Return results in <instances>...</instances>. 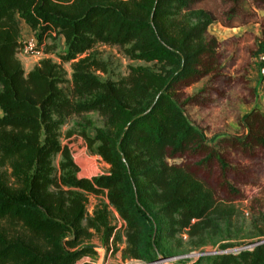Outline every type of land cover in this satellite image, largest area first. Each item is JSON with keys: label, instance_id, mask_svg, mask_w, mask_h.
<instances>
[{"label": "trees", "instance_id": "16d2710c", "mask_svg": "<svg viewBox=\"0 0 264 264\" xmlns=\"http://www.w3.org/2000/svg\"><path fill=\"white\" fill-rule=\"evenodd\" d=\"M203 1L0 0V264H76L97 257L94 236L118 249L123 234L110 205L124 220L123 258L153 261L218 244L220 251L168 264H264V241L241 240L235 218L236 201L247 198L244 185L258 182L264 164V109L237 113L242 132L222 133L214 143L204 120L187 111L197 106L209 114L226 100L236 112L228 99L238 91H245L241 102L256 98L249 73L264 54V0H228L223 18L257 21L261 34L223 39L209 30L218 16ZM21 21L38 48L63 37L60 61L46 56L26 71L17 55ZM98 43L124 46L153 65L131 64L127 76L103 78L108 64ZM93 110L104 125L86 117L79 132L109 169L80 176L60 128ZM91 192L107 200L89 213ZM252 207L259 239L264 209Z\"/></svg>", "mask_w": 264, "mask_h": 264}, {"label": "rangeland", "instance_id": "374dc122", "mask_svg": "<svg viewBox=\"0 0 264 264\" xmlns=\"http://www.w3.org/2000/svg\"><path fill=\"white\" fill-rule=\"evenodd\" d=\"M203 4L206 7L212 8L215 14H217L218 16L209 26V30L215 33L220 39H223L231 34L242 35L249 30H253L258 34H261V25L257 21L242 23V18L236 16L234 18V21H231L232 24H229L227 22L228 20L226 21V19L223 18L224 16L222 14V11L224 10V8H228L229 4H231L228 0H204ZM259 13L261 15H264V9H261ZM21 24L23 27L21 35L23 46L19 49L17 55L22 60L26 71L32 68L41 58L46 56H50L54 60L60 61L57 52L62 50L65 46L63 37L61 38L60 36H58L55 39L48 37L46 38L45 43L40 44L39 53L32 52L31 50H26L24 44L29 39H36V36L33 31H26L23 26V21H21ZM247 35H249V37H252L249 32H247ZM247 41L250 42L249 40ZM47 43H52L53 45H55V47L47 49ZM95 49L97 55L106 60L108 64V71H99V74L103 78H123L129 73L131 64L153 65V61L131 58L126 53L124 46L118 44L98 43ZM64 65L68 70V76L71 77L72 68L70 62H65ZM259 68L260 64L258 62H255L250 69L251 72L249 74L251 78L253 76V72L261 75L260 71L258 70ZM202 82L203 81L196 82L189 87V90L197 89L202 84ZM251 84L255 85L253 78ZM242 94H245V91H238V96L234 97L233 99H228L232 100V103L236 105V107H238L236 112H234V109H231V105L228 103L229 101L226 100H223L219 104L220 106L211 111L209 114L203 113L200 109H198L197 106H190L188 107L187 111L191 119L196 121L197 123H201L202 119L204 120L208 139L209 141L214 143L218 140L217 138L222 133L236 134L242 132L241 127L237 122L236 114L239 113L241 115H244L253 106H256L252 104V101L257 100L258 93L254 100L248 102L239 101V96H242ZM1 113L2 110L0 108V114ZM86 117L92 118L94 121V125H104V118L99 114L97 110L86 112L84 113L83 117L79 115H72L68 117L61 125L60 139L62 143L68 144L70 146L73 158L79 166V175L91 177L95 174L107 171L109 169V164L100 156V154L93 152L88 147L86 139L79 132L81 126L86 124ZM88 132L93 135L95 133V129L93 127H88ZM61 159V153H57L53 157V161L57 169H59ZM260 166L261 169L256 173L258 176V182L246 183L244 185V189L247 194V198L236 201L237 211L235 218L240 228L239 234L240 236H242L241 240L249 242L252 240H256V238L252 234H254V232L258 230V227L261 226V222L257 218L258 211L256 210V208L254 209L252 207L253 202L257 207L261 205V207L264 209V164H261ZM101 198L107 200V198L103 195L92 192L88 194L87 205L89 213H92L96 203L99 202ZM110 209L112 223L116 224L117 228L121 230L123 234V240L118 243L119 248L116 249V246L112 242V240L110 241V243H103L98 236H94L92 241L96 244H99L98 246L100 247V251L97 250V259L99 262H106L108 264H168L169 262L177 263L182 259V257H188L194 260L202 254H207L203 253L202 250L197 249L187 252L186 254L173 253L169 254L168 256H160V258L153 261L140 258H123L122 247L125 245V235L123 229L124 220L120 217L118 211L113 205H110ZM217 248L218 244L217 246L209 244L204 248V250H215ZM238 248L239 247H231V249L234 250ZM88 257L89 255H84L77 261L76 264H81L84 259H87Z\"/></svg>", "mask_w": 264, "mask_h": 264}, {"label": "crops", "instance_id": "0c3cea01", "mask_svg": "<svg viewBox=\"0 0 264 264\" xmlns=\"http://www.w3.org/2000/svg\"><path fill=\"white\" fill-rule=\"evenodd\" d=\"M23 26L26 29V31L32 32L31 28L26 23H24ZM252 75H253L252 78L254 80V83H255V86H256V89H257V93H258L257 100L256 101H252V104L256 105L259 108L264 109V76L258 75L256 72L255 73L253 72ZM97 250L100 251V247L99 246H97Z\"/></svg>", "mask_w": 264, "mask_h": 264}, {"label": "built area", "instance_id": "2783aa9c", "mask_svg": "<svg viewBox=\"0 0 264 264\" xmlns=\"http://www.w3.org/2000/svg\"><path fill=\"white\" fill-rule=\"evenodd\" d=\"M24 47H25L26 50H31L32 52H38V53L40 52V49L37 47V41H36L35 38H32L31 40L29 39L24 44ZM259 61L261 62L259 71H260V74L262 76H264V54L260 55ZM87 259L91 260L92 262H94V264H108L106 262H99L97 257L96 258H92V257L89 256Z\"/></svg>", "mask_w": 264, "mask_h": 264}, {"label": "water", "instance_id": "95a60500", "mask_svg": "<svg viewBox=\"0 0 264 264\" xmlns=\"http://www.w3.org/2000/svg\"><path fill=\"white\" fill-rule=\"evenodd\" d=\"M264 241V237H261L259 239H256L252 242V244L250 245H255V244H258V243H261ZM217 251H220L219 248L215 249V250H204L203 253H212V252H217Z\"/></svg>", "mask_w": 264, "mask_h": 264}]
</instances>
